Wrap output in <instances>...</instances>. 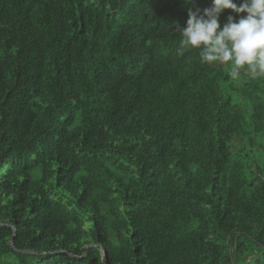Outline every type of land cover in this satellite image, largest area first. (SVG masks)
Returning <instances> with one entry per match:
<instances>
[{
	"label": "trees",
	"instance_id": "1",
	"mask_svg": "<svg viewBox=\"0 0 264 264\" xmlns=\"http://www.w3.org/2000/svg\"><path fill=\"white\" fill-rule=\"evenodd\" d=\"M211 7L0 0V264H264V79L176 32Z\"/></svg>",
	"mask_w": 264,
	"mask_h": 264
},
{
	"label": "clouds",
	"instance_id": "2",
	"mask_svg": "<svg viewBox=\"0 0 264 264\" xmlns=\"http://www.w3.org/2000/svg\"><path fill=\"white\" fill-rule=\"evenodd\" d=\"M225 10L238 19L229 15L221 26ZM176 32L181 50H195L202 64L227 65L233 79L243 74L264 79V0H241L239 6L234 0H212L211 8L189 9L186 23Z\"/></svg>",
	"mask_w": 264,
	"mask_h": 264
}]
</instances>
